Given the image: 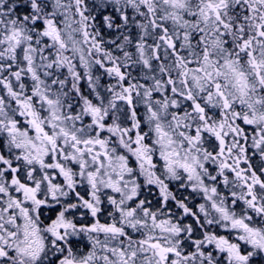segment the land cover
Returning <instances> with one entry per match:
<instances>
[{"label":"snow or ice","instance_id":"snow-or-ice-1","mask_svg":"<svg viewBox=\"0 0 264 264\" xmlns=\"http://www.w3.org/2000/svg\"><path fill=\"white\" fill-rule=\"evenodd\" d=\"M0 264H264V0H0Z\"/></svg>","mask_w":264,"mask_h":264}]
</instances>
